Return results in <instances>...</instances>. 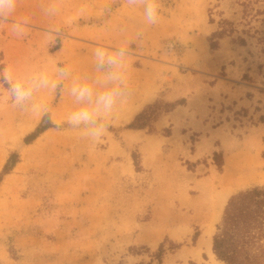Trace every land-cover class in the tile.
I'll use <instances>...</instances> for the list:
<instances>
[{
    "label": "rangeland",
    "instance_id": "1",
    "mask_svg": "<svg viewBox=\"0 0 264 264\" xmlns=\"http://www.w3.org/2000/svg\"><path fill=\"white\" fill-rule=\"evenodd\" d=\"M13 153L0 264H201L264 185V0H0V174Z\"/></svg>",
    "mask_w": 264,
    "mask_h": 264
},
{
    "label": "trees",
    "instance_id": "2",
    "mask_svg": "<svg viewBox=\"0 0 264 264\" xmlns=\"http://www.w3.org/2000/svg\"><path fill=\"white\" fill-rule=\"evenodd\" d=\"M216 33L222 34L223 30ZM143 118L144 113L139 114L128 127H144ZM52 126L55 125L49 121L38 127L27 142ZM17 156V153L11 154L0 181L16 163ZM213 251L225 264H264V185L241 190L229 198L213 236Z\"/></svg>",
    "mask_w": 264,
    "mask_h": 264
},
{
    "label": "bare ground",
    "instance_id": "3",
    "mask_svg": "<svg viewBox=\"0 0 264 264\" xmlns=\"http://www.w3.org/2000/svg\"><path fill=\"white\" fill-rule=\"evenodd\" d=\"M228 194H229V191L228 192H224L220 195H218L217 199H215L214 202V218H213V221L219 216V214L221 213L222 209H223V206L224 204L226 203V199L228 197ZM211 228L210 230H207V236L206 237H202L203 238V241L201 242V244L203 243L204 246L206 245V247L211 250V245H212V238L210 237V234H211ZM212 254L214 255L213 251H212Z\"/></svg>",
    "mask_w": 264,
    "mask_h": 264
},
{
    "label": "crops",
    "instance_id": "4",
    "mask_svg": "<svg viewBox=\"0 0 264 264\" xmlns=\"http://www.w3.org/2000/svg\"><path fill=\"white\" fill-rule=\"evenodd\" d=\"M212 249L208 251L200 252L198 263L201 264H225V262L219 259L216 254H212Z\"/></svg>",
    "mask_w": 264,
    "mask_h": 264
},
{
    "label": "clouds",
    "instance_id": "5",
    "mask_svg": "<svg viewBox=\"0 0 264 264\" xmlns=\"http://www.w3.org/2000/svg\"><path fill=\"white\" fill-rule=\"evenodd\" d=\"M147 16H149L151 19V22H155V16H156V10L154 7H149L147 9Z\"/></svg>",
    "mask_w": 264,
    "mask_h": 264
}]
</instances>
